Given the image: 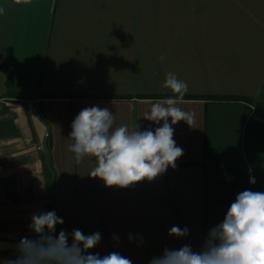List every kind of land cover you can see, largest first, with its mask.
I'll return each instance as SVG.
<instances>
[{
    "label": "crops",
    "instance_id": "0c3cea01",
    "mask_svg": "<svg viewBox=\"0 0 264 264\" xmlns=\"http://www.w3.org/2000/svg\"><path fill=\"white\" fill-rule=\"evenodd\" d=\"M0 8V64L13 72V91L30 97H11L0 70V259H14L21 238H36L31 217L50 211L52 197L64 221L56 234L99 232L92 253L149 264L165 248L201 249L204 220L201 231L168 234L185 228L180 202L264 191V111L256 105L264 103V0H0ZM169 72L187 83V96L254 102L182 99L195 122L173 125L184 152L174 169L127 188L91 177L93 160L77 164L69 151L75 116L108 107L115 126L154 130L162 122L143 116L166 99L154 97L173 96L163 87Z\"/></svg>",
    "mask_w": 264,
    "mask_h": 264
},
{
    "label": "clouds",
    "instance_id": "9594fccd",
    "mask_svg": "<svg viewBox=\"0 0 264 264\" xmlns=\"http://www.w3.org/2000/svg\"><path fill=\"white\" fill-rule=\"evenodd\" d=\"M3 12L0 8V14ZM163 87L173 96L154 101L143 116L156 125L162 122L154 130L115 126V116L108 107L83 108L72 121L69 134L73 141L69 151L74 153L76 163L91 158L95 167L89 175L101 179L107 187L120 188L152 181L168 168L174 169L184 152L174 140L173 125L184 121L191 127L195 114L178 106L188 92L186 82L169 72ZM250 182L254 184L255 178ZM63 223L54 210L33 214L29 228L36 238H21L16 245L18 255L0 259V264H132L116 251L104 256L92 253L90 250L102 239L99 232L85 235L74 229L56 235V226ZM168 234L181 238L189 232L186 227L172 226ZM149 264H264V191L239 192L223 221L209 230L199 251L187 244L179 249L165 248Z\"/></svg>",
    "mask_w": 264,
    "mask_h": 264
},
{
    "label": "trees",
    "instance_id": "16d2710c",
    "mask_svg": "<svg viewBox=\"0 0 264 264\" xmlns=\"http://www.w3.org/2000/svg\"><path fill=\"white\" fill-rule=\"evenodd\" d=\"M0 70L3 71L4 73H6V75H7V86L11 89V97L30 99L29 96H23V95H20L19 93H16L15 91H13V72L8 66L0 64ZM168 97H171V96H156L154 98H168ZM78 98H87V97L81 96ZM108 98H122V97H108ZM183 99H205V100L230 101V102H232V101H234V102H237V101L254 102V100L251 98L243 97V96H235V95H227V96L226 95H206V96H187V95H185L183 97ZM256 105L259 109L264 111V103L256 101ZM47 142H48L47 147H48L49 152L47 155V160H46L47 166L46 167L48 169L49 174H54L53 173L54 172L53 163H52V160L50 159L51 158L50 157V151H51V147H52L51 138H49V140ZM51 182H54V179L50 181V184H51ZM51 185L54 186L53 183ZM232 202H233V195L229 198V200H227L225 202H221V203L224 205H229ZM54 207L56 208L55 212L57 214V207H56V201L55 200H54ZM211 212L212 211L210 209H207V211L205 212L204 241L207 237L209 230L212 227L217 225L212 220L213 215ZM57 216H58V214H57Z\"/></svg>",
    "mask_w": 264,
    "mask_h": 264
},
{
    "label": "rangeland",
    "instance_id": "374dc122",
    "mask_svg": "<svg viewBox=\"0 0 264 264\" xmlns=\"http://www.w3.org/2000/svg\"><path fill=\"white\" fill-rule=\"evenodd\" d=\"M34 94V93H33ZM157 188H160L157 187ZM49 189V195L52 196L54 194V186L52 185H49L48 187ZM211 198V197H210ZM216 200L215 198H211L209 200V203H205V200H204V203H192L190 204L189 206L185 203V202H180V204H182V207L184 208L183 209V213H182V224L184 227H186L188 230H202V220H204V226H205V218H204V215H205V212L207 211V209H210L212 212V215H213V222H215V224H219L223 221L226 213H227V210L230 206L229 205H224L222 203H218L217 201H214ZM188 206V207H187ZM50 211H55V207H54V198L52 197V203H51V206H50ZM202 213H203V219H202ZM58 227V225H57ZM205 228V227H204ZM205 231V229H204ZM56 234V233H55ZM58 235V234H56ZM178 247V246H177ZM176 247V249H177ZM173 249H175V247H173Z\"/></svg>",
    "mask_w": 264,
    "mask_h": 264
}]
</instances>
